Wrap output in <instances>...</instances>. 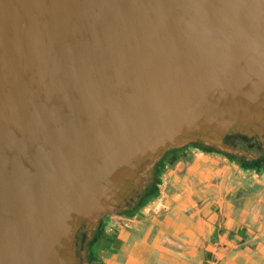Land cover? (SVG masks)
Listing matches in <instances>:
<instances>
[{
  "label": "water",
  "instance_id": "obj_1",
  "mask_svg": "<svg viewBox=\"0 0 264 264\" xmlns=\"http://www.w3.org/2000/svg\"><path fill=\"white\" fill-rule=\"evenodd\" d=\"M252 129L264 0H0V264H79L147 161Z\"/></svg>",
  "mask_w": 264,
  "mask_h": 264
},
{
  "label": "crops",
  "instance_id": "obj_2",
  "mask_svg": "<svg viewBox=\"0 0 264 264\" xmlns=\"http://www.w3.org/2000/svg\"><path fill=\"white\" fill-rule=\"evenodd\" d=\"M171 185L165 210L123 230L109 264H264V185L213 157Z\"/></svg>",
  "mask_w": 264,
  "mask_h": 264
},
{
  "label": "flooded vegetation",
  "instance_id": "obj_3",
  "mask_svg": "<svg viewBox=\"0 0 264 264\" xmlns=\"http://www.w3.org/2000/svg\"><path fill=\"white\" fill-rule=\"evenodd\" d=\"M209 157L229 165L235 175L253 186L264 185V129L167 150L143 165L136 199L119 206L114 214L98 213L82 221L76 236L79 264H109L117 253L123 230L133 228L136 222L149 221L152 215L165 210L167 195L174 190L171 185L174 172L188 167L195 159Z\"/></svg>",
  "mask_w": 264,
  "mask_h": 264
}]
</instances>
